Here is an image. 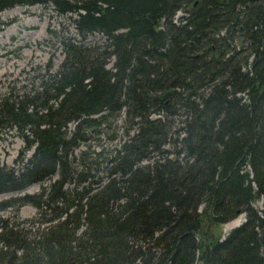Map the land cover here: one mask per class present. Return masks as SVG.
<instances>
[{
    "label": "trees",
    "instance_id": "trees-1",
    "mask_svg": "<svg viewBox=\"0 0 264 264\" xmlns=\"http://www.w3.org/2000/svg\"><path fill=\"white\" fill-rule=\"evenodd\" d=\"M32 5L73 31L56 73L0 97V129L24 144L0 193L48 181L0 200L16 214L0 216V264H264V0H0V12ZM122 114L111 148L75 154ZM24 204L39 224L25 228Z\"/></svg>",
    "mask_w": 264,
    "mask_h": 264
},
{
    "label": "rangeland",
    "instance_id": "rangeland-1",
    "mask_svg": "<svg viewBox=\"0 0 264 264\" xmlns=\"http://www.w3.org/2000/svg\"><path fill=\"white\" fill-rule=\"evenodd\" d=\"M65 28L68 34L73 31L67 16L56 13L52 6H15L0 12V97L21 93L24 86L37 87L40 75L56 73L60 69L63 61L60 40L67 34ZM87 40L92 38L88 37ZM122 118L123 114L116 123L118 132L111 134L104 131L98 138L90 137L85 144L79 145L75 154L88 146L97 149L111 148L123 136ZM23 146L16 130L0 129V166L17 168ZM28 153L26 157H29L31 150ZM47 183L48 181L41 184L46 186ZM41 184L30 185L18 192L0 193V200L36 193ZM261 205V198L253 202L256 208H261ZM200 207L203 208L202 205ZM200 207L198 211H201ZM242 215H239L241 223L244 221ZM0 216L12 219L16 214L11 208H7L0 210ZM17 216L26 222L25 228L33 221L39 224L36 220V208L31 204L22 205ZM239 216L233 219H238ZM227 223L218 227L221 236L230 230ZM40 226L42 228L45 223Z\"/></svg>",
    "mask_w": 264,
    "mask_h": 264
},
{
    "label": "bare ground",
    "instance_id": "bare-ground-1",
    "mask_svg": "<svg viewBox=\"0 0 264 264\" xmlns=\"http://www.w3.org/2000/svg\"><path fill=\"white\" fill-rule=\"evenodd\" d=\"M238 222H239V218H238V219H235V220H233V221H231V222H228L229 224L227 223V228H228V227L231 228L232 226L236 225ZM230 228H229V229H230Z\"/></svg>",
    "mask_w": 264,
    "mask_h": 264
}]
</instances>
